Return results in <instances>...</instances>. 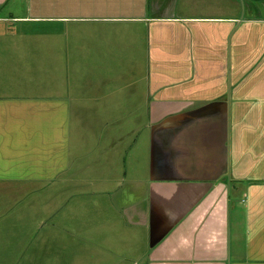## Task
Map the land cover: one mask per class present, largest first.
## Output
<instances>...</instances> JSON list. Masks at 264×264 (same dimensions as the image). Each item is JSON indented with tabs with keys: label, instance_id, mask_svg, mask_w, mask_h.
<instances>
[{
	"label": "crops",
	"instance_id": "1",
	"mask_svg": "<svg viewBox=\"0 0 264 264\" xmlns=\"http://www.w3.org/2000/svg\"><path fill=\"white\" fill-rule=\"evenodd\" d=\"M1 11L0 264H264V0Z\"/></svg>",
	"mask_w": 264,
	"mask_h": 264
},
{
	"label": "rangeland",
	"instance_id": "2",
	"mask_svg": "<svg viewBox=\"0 0 264 264\" xmlns=\"http://www.w3.org/2000/svg\"><path fill=\"white\" fill-rule=\"evenodd\" d=\"M2 12V11H1ZM0 18H7L8 15L5 12L0 13ZM11 25V24H10ZM5 26L6 28L9 26L8 23L5 22H1L0 23V27ZM9 39H12V37H9ZM17 41V39H14L13 42ZM41 42V41H40ZM138 70V69H136ZM123 71V72H122ZM121 78V80L119 81L120 85H118L117 83L114 85L115 87H119L120 91H124L127 89V85H125L124 83H122L121 81L126 79V74L124 75V69L121 70V74L120 76H118ZM124 94V93H121ZM123 118V117H122ZM121 119V118H120ZM147 123V120L143 121V123ZM152 128H148L147 132L151 133L150 130ZM137 153V150H134L131 152V158L129 160V169L133 168V165L131 164L133 161H131L132 157H134ZM127 168V165H126ZM95 181H93L94 183ZM92 187H95V185L93 184ZM91 197V195L89 196V198ZM86 223L88 224V227L84 230V231H79V233L82 234H90V230H89V226L90 224L93 222V218L89 215H86L84 217ZM120 220L122 221V218H120ZM72 221L73 223H77V214H75L74 212L72 213ZM109 227H105V230L108 229ZM110 229V228H109ZM122 229V227H121ZM120 229V230H121ZM73 230V229H72ZM133 229H131L130 232H132ZM120 235L125 237L126 234L124 233V230L120 231ZM130 237L127 238H120V241L117 240H110L108 241V243H106L103 247V253H104V264H144V255H143V251L141 250V248L144 247V249L146 248V244L144 243V237H141V233L136 232L134 234L135 238H131L132 235L129 234ZM72 247L74 248L75 246H78L77 244V238L72 240ZM143 255V256H142ZM89 264H94L95 260L91 259L88 261ZM85 263V262H83Z\"/></svg>",
	"mask_w": 264,
	"mask_h": 264
}]
</instances>
